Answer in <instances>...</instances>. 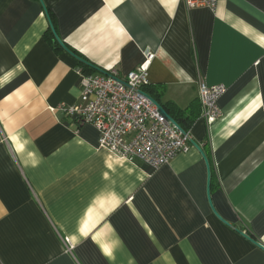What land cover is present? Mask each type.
Masks as SVG:
<instances>
[{
  "label": "crops",
  "instance_id": "obj_1",
  "mask_svg": "<svg viewBox=\"0 0 264 264\" xmlns=\"http://www.w3.org/2000/svg\"><path fill=\"white\" fill-rule=\"evenodd\" d=\"M147 52L146 93L197 116L158 169L61 108ZM200 82L227 88L212 125ZM0 264H264V0H0Z\"/></svg>",
  "mask_w": 264,
  "mask_h": 264
},
{
  "label": "built area",
  "instance_id": "obj_2",
  "mask_svg": "<svg viewBox=\"0 0 264 264\" xmlns=\"http://www.w3.org/2000/svg\"><path fill=\"white\" fill-rule=\"evenodd\" d=\"M220 0H185L189 8H214ZM155 55L147 52L145 61L122 75L117 69L82 72L78 104L61 106L77 124H92L99 131V144L130 162H142L154 169L169 164L194 147L190 132L167 121L157 105L146 95L148 70ZM224 85L199 83L201 118L207 125L221 116L219 100L226 94Z\"/></svg>",
  "mask_w": 264,
  "mask_h": 264
},
{
  "label": "trees",
  "instance_id": "obj_3",
  "mask_svg": "<svg viewBox=\"0 0 264 264\" xmlns=\"http://www.w3.org/2000/svg\"><path fill=\"white\" fill-rule=\"evenodd\" d=\"M53 36H54L53 33H51L49 40H50V42H52V44L54 45L55 48L60 50V47L58 46L57 41H55L53 39ZM80 64L82 65L83 70H94V68L86 62L81 61ZM147 87H148V85L144 88L145 92H147ZM147 94L150 95L151 97H153L158 103L161 104L159 96L154 94L153 91L148 92ZM162 106L173 117V119L182 127V129L184 131L188 132V128L190 126V121L191 120L193 121L197 116L194 117V116L190 115L189 110L182 111V110L178 109L174 104H166V105L162 104Z\"/></svg>",
  "mask_w": 264,
  "mask_h": 264
},
{
  "label": "water",
  "instance_id": "obj_4",
  "mask_svg": "<svg viewBox=\"0 0 264 264\" xmlns=\"http://www.w3.org/2000/svg\"><path fill=\"white\" fill-rule=\"evenodd\" d=\"M58 41L63 44V42L57 37ZM98 71H102L100 69H98ZM158 107L159 109V112L160 114L167 120V121H171L173 123H175L182 131H184L182 129V127L173 119V117L166 111V109L160 104L158 103L153 97H151L150 95L146 94ZM200 151L202 152L206 162L208 163V166H209V161H208V158L206 156V154L200 149ZM210 183H211V177L209 178V186H210Z\"/></svg>",
  "mask_w": 264,
  "mask_h": 264
}]
</instances>
